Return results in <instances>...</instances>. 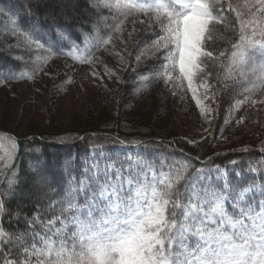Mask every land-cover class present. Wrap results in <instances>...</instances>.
I'll return each instance as SVG.
<instances>
[{"label":"snow or ice","instance_id":"snow-or-ice-1","mask_svg":"<svg viewBox=\"0 0 264 264\" xmlns=\"http://www.w3.org/2000/svg\"><path fill=\"white\" fill-rule=\"evenodd\" d=\"M92 7L98 12L109 10L114 23L104 36L94 24L95 35H86L84 43L95 41L96 51L110 54L116 41L127 44L124 22L130 16L146 17L133 20L132 32L127 34L131 39L137 23L156 33L151 43L145 40L137 48V63L157 58L158 66L142 80L151 76L167 85L178 68L176 79L181 85L187 81L194 98L197 87L207 88L214 75L222 87L234 74L244 80L251 75L258 84L243 91L264 89V0H92ZM225 11L234 13L238 36L230 47L218 49L210 43L222 39L214 26L224 25L225 32L234 26ZM28 14L34 15L31 10ZM100 19L107 22L109 17ZM34 31L35 25L31 32L21 31L13 19L12 35L24 36L26 45L43 49L47 57L54 55L51 45L32 36ZM69 43L74 53L79 46ZM217 65L221 71L214 74L211 69ZM9 140L18 150V142ZM127 161V167L123 163L116 167L111 160L104 167L85 166L84 178L70 181L59 200L49 201L45 211L51 216L26 218L27 233L11 234L0 226L2 264H264V188L257 199L256 185L238 188L226 181L216 185L201 169L185 178L186 166L167 165L163 160L159 166L139 156L136 161L129 156ZM15 175L13 170L8 190H0V217L5 213L3 197L12 193L17 182ZM37 222L41 231L32 227ZM13 248L19 249L14 256Z\"/></svg>","mask_w":264,"mask_h":264},{"label":"rangeland","instance_id":"rangeland-1","mask_svg":"<svg viewBox=\"0 0 264 264\" xmlns=\"http://www.w3.org/2000/svg\"><path fill=\"white\" fill-rule=\"evenodd\" d=\"M133 20H146V17L143 14L130 16L124 22L126 46L116 41L111 54L104 51L105 55L95 57L89 63L90 67H79L81 61H86V48L78 47L71 53V44L66 39L68 48L65 53L68 59L60 57L54 60L28 81L0 84V180L17 152L12 148L9 137L18 142L20 138L40 135L47 126L62 132L64 136H77L102 114L106 104L103 93L108 89L120 97L119 104L123 108L120 109V122L132 129L127 134L144 135L155 131L167 140L180 137L193 142L210 137L219 152L254 147L264 151V103H251V100H264V89L243 91L244 87H252L258 81L251 75L244 80L234 74L224 80L227 86L222 87L214 75L209 79L207 88L197 87L194 98L187 81L181 85L176 79L179 76L178 68L172 73L173 81L167 85L164 81L154 82L151 76L148 80H142V75L158 66L157 58L142 59L137 63V48L145 40L151 43L150 38H154L156 33L153 29H146V25L137 23L136 32L128 39ZM214 27L218 36L229 39L230 29L225 32L222 25ZM12 29L7 30L10 31L9 36H0V39L13 45L23 44L24 37L12 35ZM117 35L119 33L113 34L114 37ZM108 47L112 48L111 45ZM116 51L119 56L115 54ZM211 70L215 74L221 68L217 65ZM136 71L142 75L136 74ZM237 100L242 103L236 105ZM201 107L205 109L203 114ZM118 151L127 153V157L130 156L133 161L137 159L136 147L120 148ZM98 155V152L92 154L90 166L96 163L104 167L111 160L110 154L105 153L100 155L103 160L96 162L94 159ZM122 163L127 167V158L114 165L119 167ZM227 172L225 169H214L209 176L213 183L223 184L227 182ZM261 188L257 186L256 192L259 193Z\"/></svg>","mask_w":264,"mask_h":264},{"label":"trees","instance_id":"trees-1","mask_svg":"<svg viewBox=\"0 0 264 264\" xmlns=\"http://www.w3.org/2000/svg\"><path fill=\"white\" fill-rule=\"evenodd\" d=\"M0 10H2L0 11L1 37L9 36L10 31L7 30L13 28V19H15V25L21 31L31 32L35 25L32 36L38 37L41 43L51 45L55 52L54 55L47 57L43 49L30 48L24 41L17 47L10 41L0 39V84L2 85L28 81L37 76L42 69H46L54 60L60 57L68 59L65 53V49L68 48L67 40L86 48V61L79 63V67H90L88 61L105 54L103 49L95 50V41L86 46L84 37L95 35L94 24L100 29V35L104 36L114 23L111 19L113 13L107 9L98 12L92 7V0H0ZM28 10L34 15H29ZM225 15L230 17V23L234 26L229 28L228 40L222 38L214 42L220 49L230 47V41L238 36L234 13L225 11ZM101 16L109 17V20L105 22L100 19ZM58 29L67 34V40L60 38ZM137 73L142 75L136 71ZM17 76L21 78L16 79ZM108 90L103 93L106 104L102 114L98 115V118L96 116L95 121L86 129L83 128L77 136H64L62 132L47 126L40 135L18 140L14 161L0 180V190L7 191L8 182L13 179L12 172L15 170L17 182L12 186V193L3 197L5 213L0 217V226L6 232L27 233L29 231L27 220H31L34 216H39L41 220L51 216V212L45 211L49 201L59 200L70 181L78 182L84 178L83 169L85 166H90L94 152L99 153L94 159L96 162L102 161L100 155L107 153L110 154L111 161L117 164L128 155L118 149L136 147L138 154L135 158L142 157L157 166L161 160L167 165L186 166L185 178L195 174L197 169L203 170L204 175H209L214 169H225L228 171L227 183L230 186L244 188L248 185H256L264 188L263 150L255 147L231 148L219 152L210 137L193 142L180 137L167 140L155 131L144 135L127 134L132 129L124 127L120 122L122 120L120 97L112 89ZM237 173L239 176L236 175ZM214 184L222 185V182H214ZM254 194L260 199L258 192ZM226 207L231 212L230 203L226 204ZM32 227L36 231L42 230L40 222ZM28 239L30 240V236ZM5 248L7 249L8 245H5ZM18 251V248H13L11 255L14 256Z\"/></svg>","mask_w":264,"mask_h":264},{"label":"bare ground","instance_id":"bare-ground-1","mask_svg":"<svg viewBox=\"0 0 264 264\" xmlns=\"http://www.w3.org/2000/svg\"><path fill=\"white\" fill-rule=\"evenodd\" d=\"M179 72V71H178ZM177 73V72H176ZM178 74V73H177Z\"/></svg>","mask_w":264,"mask_h":264}]
</instances>
